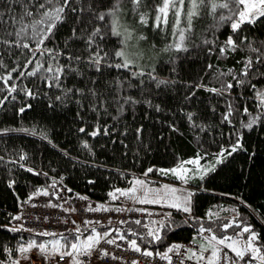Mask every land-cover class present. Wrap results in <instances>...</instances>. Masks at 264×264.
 I'll list each match as a JSON object with an SVG mask.
<instances>
[{"label":"trees","instance_id":"obj_1","mask_svg":"<svg viewBox=\"0 0 264 264\" xmlns=\"http://www.w3.org/2000/svg\"><path fill=\"white\" fill-rule=\"evenodd\" d=\"M115 3L0 0V264L24 262L28 246L41 251L48 238L63 237L62 252L73 251L74 234L45 236L11 224L21 204L54 182L90 203L117 205L112 192L133 177L163 179L162 172L187 160L212 162L222 152L220 162L191 180L188 211L169 209L158 219L122 223L116 234L136 248L165 254L174 243L213 248L212 236L235 238L247 227L264 253V16L233 31L235 4L232 12L215 14L201 5L178 51L169 45L188 28L190 0L181 5L178 26L174 9L167 24L156 20L163 0H142L136 11L131 0H121L118 18L125 11L134 22L144 15L150 28L158 22L147 35L162 54L137 71L115 67L121 39L112 34L110 16L98 18ZM55 7L64 8L62 19L47 33V22H38ZM24 25L30 26L17 36ZM97 28L100 35L89 46ZM98 49L107 53L99 71L89 63ZM139 72L144 74L134 75ZM221 246L239 261L253 259L249 251L240 259Z\"/></svg>","mask_w":264,"mask_h":264},{"label":"built area","instance_id":"obj_2","mask_svg":"<svg viewBox=\"0 0 264 264\" xmlns=\"http://www.w3.org/2000/svg\"><path fill=\"white\" fill-rule=\"evenodd\" d=\"M119 200H122L119 198ZM16 217H19L18 219ZM155 209L120 205L90 203L84 197L70 192L68 188L54 182L47 192L31 196L12 214L11 224L33 233L63 235L100 230L105 235L92 243V247L77 255L79 264H259L253 259L239 261L223 247H201L196 243H174L164 254L144 255L146 250L136 251L123 236L116 234L120 224L158 219ZM47 235V236H53ZM111 241V243H109ZM179 245V248H174ZM207 248V250H203ZM213 250L217 256L213 257ZM192 253H196L195 256ZM203 257V259H200ZM20 264H74L73 254L62 255L53 251H34Z\"/></svg>","mask_w":264,"mask_h":264},{"label":"rangeland","instance_id":"obj_3","mask_svg":"<svg viewBox=\"0 0 264 264\" xmlns=\"http://www.w3.org/2000/svg\"><path fill=\"white\" fill-rule=\"evenodd\" d=\"M169 10H171V8ZM169 10H168V14H170ZM177 10L180 11V17H179V21H180V19L183 17V11L181 5H178V8L174 9L173 11L175 12ZM174 20H175L174 25L178 26L177 17L175 15H174ZM119 21L121 24L120 31L122 33V35L119 37L121 39V42L124 41V43H122L121 49H123L127 57L133 61L131 67H134L137 71L138 70L145 71L149 69L156 61L157 57L162 53L161 52L156 53L153 49L154 44H150V37L147 35V29L150 28L148 19H145L146 23H141V20L134 22L132 19H129L127 13L124 11L122 15H120ZM157 25L158 22L153 21L152 23L151 21L150 29L153 30L156 29L155 26ZM129 32L131 33L130 37L128 36ZM141 36H143L144 39H140ZM148 37H149V42L145 43L146 41H148ZM223 156L224 154L222 152L221 154L216 156L212 162L210 161L201 162L200 158L187 160L179 164L175 168H173V169H177L176 173H173L171 171L172 169H170L169 171L162 172L163 179H158L151 175H145V174L142 176L133 177L127 187L113 191L112 195L116 194V196L114 197L115 200L120 196L122 199L121 202H123L124 203L123 205L125 206L152 208L158 210L159 214H161L163 211L168 212L169 209H179L180 211L185 212L184 209L188 208L189 206V197L192 191L195 190V188L191 186V180L195 178H199L205 173H207L215 166L216 163L220 162L223 159ZM188 161H196L197 163H188ZM213 214H216V212L215 213L213 212ZM233 214L234 212L233 210H231V215ZM242 231L239 233L237 237L229 239L228 241H226V243L231 244L233 243V241H235V247H237L240 250L246 249L248 243L250 242L249 237L252 233L249 232L247 233V235H244ZM73 233L77 238L75 243L81 246L80 251L84 250L83 246L85 245L86 242H89L90 237H95L97 240H100L105 235V232L100 230L98 231L91 230L85 233H78V232H73ZM62 238L63 237H56V238H48L47 240H45L44 245L48 243L51 246L46 251H53L57 254L64 253L62 252V249L65 247L64 244L65 240H63ZM255 241H252L251 243L253 244L254 247L258 248ZM56 242H59L58 251L55 250ZM215 245L216 246L219 245V247H222L221 246L222 244H215ZM29 250H30L29 251L30 254L31 252H34L35 249L31 247L29 248ZM248 251L251 252L250 249ZM248 251H246L245 254H247ZM260 255L264 256V253H260ZM255 260L259 264H264V261H261L258 258ZM207 264H209V261L207 262Z\"/></svg>","mask_w":264,"mask_h":264},{"label":"snow or ice","instance_id":"obj_4","mask_svg":"<svg viewBox=\"0 0 264 264\" xmlns=\"http://www.w3.org/2000/svg\"><path fill=\"white\" fill-rule=\"evenodd\" d=\"M131 2L133 4V11H136V10H138L139 5L142 3V0H131ZM51 3H53V0H45V4H51ZM56 3H59V0H56ZM67 3H68V0H64V4L67 5ZM120 3H121V0H116V3L113 5V7L111 9H109L107 12L100 13L98 16V18L100 20H104L105 16H110L112 18L111 19V31H112V34L115 36H121L122 35V33L120 31L121 24H120L118 16L116 15V13L119 12V10H120ZM45 4H41L39 7L45 8ZM183 4H184V0H163V5L161 7H159L157 10L158 15L156 16V20L158 22H163V23L167 24L168 23V20H167L168 10L170 8L171 9H177L178 5H183ZM230 4L236 5V9L233 12V14L237 16V19L234 20L232 22V25H231L233 31H236L237 29H239L240 25L242 23H244L245 21H249V22L253 21L257 17V15L258 16H264V0H190L191 6L187 9V11L185 13V15L187 17L188 28L185 30L179 31V42L174 44V45H169V48L174 47L178 51L183 50L185 31L191 30L193 18H195L196 16L199 15V8L201 5H210L211 13L215 14L217 9H221V8L229 9V11L232 12L233 10L230 8ZM241 5L243 7H240ZM63 11H64L63 7H55L51 10H45L43 13H41L42 21H39L38 23L47 22V33H51L52 29L56 26V24L61 21V19H62L61 14L63 13ZM24 15L31 16L32 13L29 12L27 10V8H25ZM174 15L177 17V25H178L179 24L180 11L179 10L175 11ZM21 19H23V17H21ZM220 19L221 20L232 19V16L225 17V16L221 15ZM141 23H146V21L144 19V15H141ZM29 26L30 25H24L23 27H21V29L16 33V35L20 36L23 32H25L26 28ZM98 35H100V29L99 28L95 29L91 33V35L88 37L89 46H91V44L93 43V38L97 37ZM128 36L129 37L131 36L130 32L128 33ZM101 38H103V37L101 36ZM140 39H144V37L141 36ZM40 43H43V40H41ZM122 43H124V41H122ZM227 44L230 46H233V47L235 46L234 41L231 37H229ZM23 47L27 48L28 45L24 44ZM102 51H103L102 49H98L95 53H92L90 55V58H89V63L96 65L97 71L100 70L99 65L107 56V53L101 54ZM224 51H225V49L222 48L221 53H223ZM115 56L121 60V63H117L115 65V67H117V68H121V67L128 68L133 63V61L127 57V55L125 54V51L123 49L117 50L115 52ZM111 66L112 65L109 64V67H111ZM38 70H39V67L37 68V71ZM47 71H52V69L49 68V69H47ZM59 71H60V69H57V72H59ZM34 74H35L34 72L29 73V75H34ZM143 74H144L143 72L134 73V75H138V76L143 75ZM55 78L58 80L59 75H57ZM162 83H164V81H159L158 86H159V84H162ZM231 86L232 85H228V87H231ZM58 99H59V97H58ZM21 111H23V109H21ZM81 131H83V129H81ZM92 135H96V133L93 132ZM232 150L235 151L236 148L234 147ZM21 158L23 159V157H21ZM188 163H197V162L196 161H188ZM149 171H151V170H149ZM171 171L173 173H176L177 169H172ZM122 194H124V193H122ZM184 210L188 211V208H185ZM16 218L18 219L19 217H16ZM136 223L139 224L140 221H136ZM224 227L227 228L228 225H225ZM202 231H203V229H202ZM243 231L249 232L250 229L246 227V228H244ZM40 235L47 236V235H53V234L45 232V233H40ZM149 235H153V233L150 231ZM153 238L159 239V236L154 235ZM211 239L215 240L216 243H218V244H222V245H225V247H228L240 259H243L245 252L250 249L253 259L258 258L261 261H264V256L260 255V249L254 247L253 244L251 243L252 241L256 240L255 233H252L250 235V237H249L250 242L248 243L247 248L244 250H240L237 247H235V241H233V243H231V244H227L226 241H228L230 239L227 236L224 237L223 239H219V240H217V238L215 236H212ZM93 242L98 243V240L95 237H90L89 242L85 243V245L83 246L85 254L87 253V250L92 247ZM109 243H111V241H109ZM58 244H59V242H56V246H55L56 251H58ZM34 246H35V244H30L29 248L34 247ZM131 246L136 251H139V248H136L135 241L132 242ZM173 247L179 248L180 246L174 245ZM39 248L42 252L46 251L44 244H40ZM71 248L75 252H79L81 250V246L77 245L76 243H73L71 245ZM203 250L206 251L207 248H203ZM20 251L26 252V251H28V249L27 248H21ZM169 251H172V248H170ZM143 254L146 256L151 255V253L147 252V251L144 252ZM62 255H72V253L71 252H64V253H62ZM192 255L195 256L196 253H192ZM212 255H213V257L217 256V251L213 250ZM163 258H167L166 253L164 254ZM200 259H203V257H200ZM74 264H79V262L74 261ZM209 264H214V262L212 260H210Z\"/></svg>","mask_w":264,"mask_h":264},{"label":"crops","instance_id":"obj_5","mask_svg":"<svg viewBox=\"0 0 264 264\" xmlns=\"http://www.w3.org/2000/svg\"><path fill=\"white\" fill-rule=\"evenodd\" d=\"M116 196V194H114L113 195V197H115ZM119 198H121L120 196L115 200V202H116V204H118L119 205V203H123V202H121L122 200H119ZM115 199V198H114ZM218 244V243H216V241L214 240L213 241V244ZM214 244V245H215ZM216 247H219V245H215V247H213V248H216ZM84 251V250H83ZM82 251H79V252H74V251H71V253L73 254V262L75 261V259L77 258V255L79 254V253H81Z\"/></svg>","mask_w":264,"mask_h":264}]
</instances>
